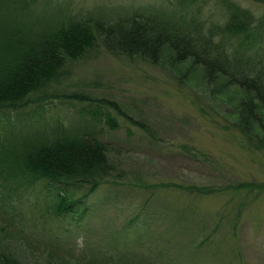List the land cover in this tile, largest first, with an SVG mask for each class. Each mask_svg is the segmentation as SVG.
I'll list each match as a JSON object with an SVG mask.
<instances>
[{
  "label": "rangeland",
  "instance_id": "1",
  "mask_svg": "<svg viewBox=\"0 0 264 264\" xmlns=\"http://www.w3.org/2000/svg\"><path fill=\"white\" fill-rule=\"evenodd\" d=\"M150 1L171 2L37 0L31 11ZM237 1L264 26V0ZM224 2L195 0L188 9L222 22ZM167 61L93 48L66 62L51 103L9 111L20 132L66 122L94 103L117 122L96 125L116 165L115 182L87 196L102 198L101 205L79 214L80 203L76 218L57 216L46 210L51 199L41 182L7 197L0 187L2 243L23 262L79 264V257H105L118 264H264V145L230 122L231 104L223 94H211V81L202 83L189 70L182 74ZM78 92L87 97L73 99L70 93ZM139 208L141 219L131 224L128 218Z\"/></svg>",
  "mask_w": 264,
  "mask_h": 264
},
{
  "label": "trees",
  "instance_id": "2",
  "mask_svg": "<svg viewBox=\"0 0 264 264\" xmlns=\"http://www.w3.org/2000/svg\"><path fill=\"white\" fill-rule=\"evenodd\" d=\"M193 1L50 8L37 15L31 11L37 0H0V187L4 190L0 196L41 182L39 189L44 187L51 199L46 210L70 218H76L74 207L80 203L79 214L87 205L93 209L104 203L100 197L91 200L87 196L104 183L115 182L110 145L96 129L101 119L117 125L113 115L94 103L66 122L42 123L20 132L9 114L28 105L51 103L60 93L56 86L65 76L66 62L98 47L149 62L165 56L182 74L197 72L200 82L211 81V94L227 97L230 122L264 145L262 19L237 0H225L222 22L203 19L198 11H189ZM70 94L76 100L85 95ZM142 209L128 218L131 224L141 219ZM103 259L76 260L79 264H118ZM0 264H26L2 243L1 236Z\"/></svg>",
  "mask_w": 264,
  "mask_h": 264
}]
</instances>
